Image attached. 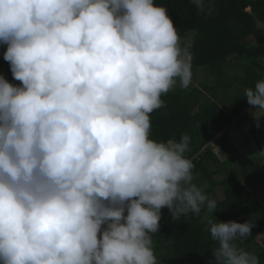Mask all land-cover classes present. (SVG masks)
Instances as JSON below:
<instances>
[{"label":"clouds","instance_id":"clouds-1","mask_svg":"<svg viewBox=\"0 0 264 264\" xmlns=\"http://www.w3.org/2000/svg\"><path fill=\"white\" fill-rule=\"evenodd\" d=\"M211 15L208 0H193ZM0 264H157L161 209H206L210 264H259L193 183L190 137L150 138L162 94L192 78L190 44L155 0H0ZM264 117V79L244 89Z\"/></svg>","mask_w":264,"mask_h":264},{"label":"trees","instance_id":"trees-1","mask_svg":"<svg viewBox=\"0 0 264 264\" xmlns=\"http://www.w3.org/2000/svg\"><path fill=\"white\" fill-rule=\"evenodd\" d=\"M210 2L214 10L208 15L200 12L193 0H155L167 8L180 36L192 34L191 71L206 68L213 83L202 88L189 84L185 88L177 82L162 94L164 106L150 114V138L177 142L183 135L190 137L185 156L194 165L193 177H200V182H192L209 199H216L217 220L255 222L252 233L236 243L264 264V249L255 246L256 238L264 231V207L240 180L227 172V159L220 160L213 150L215 144L227 139L225 130L246 122V110L254 106L243 97L244 89L264 79V0ZM4 52L0 55V75L19 85L21 82L13 79ZM263 124L261 117L259 126ZM259 126L256 120L247 126L251 137ZM241 157L249 160L241 152H234L230 159ZM224 172L226 175L218 178ZM159 223V231L152 236L157 264H210L218 242L208 231L206 209L199 215L189 213L175 220L165 206Z\"/></svg>","mask_w":264,"mask_h":264},{"label":"rangeland","instance_id":"rangeland-1","mask_svg":"<svg viewBox=\"0 0 264 264\" xmlns=\"http://www.w3.org/2000/svg\"><path fill=\"white\" fill-rule=\"evenodd\" d=\"M191 35H181V45L185 43L191 44ZM255 40L252 38V41ZM6 48V44L0 43V55L6 51ZM212 83L213 77L209 75L206 68H199L194 73L192 72L191 85L202 88L204 85H211ZM253 111H255V107L246 110L247 120L245 123H235L232 127L225 130L224 134L227 139L223 143L215 144L213 150L219 155L226 154L225 159L229 163V171L227 172L232 173L240 180L253 195L259 193V199L264 203V124L255 132V138L249 135L247 126L255 121L252 115ZM234 152L244 153L249 160L247 161L244 157L230 159ZM227 172L221 173L218 178L223 177ZM199 178V176H195L193 180L200 182ZM246 220L240 219L238 222ZM255 242V246L257 244L264 249V231L256 238Z\"/></svg>","mask_w":264,"mask_h":264},{"label":"crops","instance_id":"crops-1","mask_svg":"<svg viewBox=\"0 0 264 264\" xmlns=\"http://www.w3.org/2000/svg\"><path fill=\"white\" fill-rule=\"evenodd\" d=\"M262 126V125H261ZM261 126H259V127H261ZM258 127V128H259ZM257 128V129H258ZM257 129L255 130V132L257 131ZM254 138H255V133H254ZM216 153V152H215ZM217 154V153H216ZM222 154V153H221ZM218 156H219V158H220V160H223V159H225V155H219V154H217ZM256 198H257V200L261 203V205L264 207V203H262V201L259 199V193H255V195H254Z\"/></svg>","mask_w":264,"mask_h":264},{"label":"built area","instance_id":"built-area-1","mask_svg":"<svg viewBox=\"0 0 264 264\" xmlns=\"http://www.w3.org/2000/svg\"><path fill=\"white\" fill-rule=\"evenodd\" d=\"M263 41H264V39H263Z\"/></svg>","mask_w":264,"mask_h":264}]
</instances>
